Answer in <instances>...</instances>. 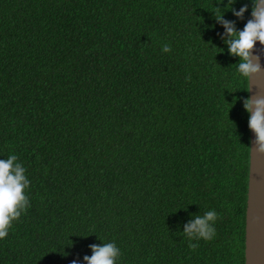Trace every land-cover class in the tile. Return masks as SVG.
<instances>
[{"label":"trees","instance_id":"obj_1","mask_svg":"<svg viewBox=\"0 0 264 264\" xmlns=\"http://www.w3.org/2000/svg\"><path fill=\"white\" fill-rule=\"evenodd\" d=\"M227 4L0 0V159L30 181L0 264H85L109 242L117 264H245L249 93L215 17L242 30L252 4ZM210 210L193 250L184 225Z\"/></svg>","mask_w":264,"mask_h":264},{"label":"clouds","instance_id":"obj_2","mask_svg":"<svg viewBox=\"0 0 264 264\" xmlns=\"http://www.w3.org/2000/svg\"><path fill=\"white\" fill-rule=\"evenodd\" d=\"M236 2L237 0H228L226 8L238 19H243L248 6L245 4L236 11L232 7ZM251 4V18L242 30L236 28L234 21L225 20L219 9H216L215 18L225 29L222 39L228 46V54L240 58L236 64L237 71L247 82V89L244 91L249 95L243 99V107L249 114L248 128L255 135L249 147L264 154V0H251ZM257 43L261 46L259 49L256 47ZM163 50L169 52L171 48L164 45ZM253 89L255 95H252ZM25 173L26 168L19 162L17 155L12 154L7 159H0V239L8 235L13 222L30 207L25 192L30 181ZM217 219L216 211L210 210L202 216L195 215L184 225L183 234L189 239L191 249L195 250L199 246L191 243L193 239L208 241L214 238ZM89 247L92 255L83 257L85 264H117L121 256V251L115 243L92 244ZM71 264H77V261L73 260Z\"/></svg>","mask_w":264,"mask_h":264},{"label":"water","instance_id":"obj_3","mask_svg":"<svg viewBox=\"0 0 264 264\" xmlns=\"http://www.w3.org/2000/svg\"><path fill=\"white\" fill-rule=\"evenodd\" d=\"M256 47L261 46L257 43ZM254 139L250 130V143ZM244 254L245 264H264V154L253 148H250Z\"/></svg>","mask_w":264,"mask_h":264}]
</instances>
